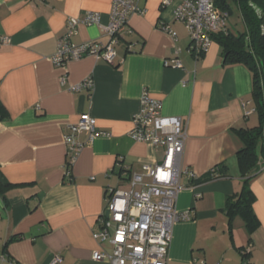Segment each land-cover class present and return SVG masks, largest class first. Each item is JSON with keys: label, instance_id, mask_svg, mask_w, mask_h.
I'll use <instances>...</instances> for the list:
<instances>
[{"label": "crops", "instance_id": "1", "mask_svg": "<svg viewBox=\"0 0 264 264\" xmlns=\"http://www.w3.org/2000/svg\"><path fill=\"white\" fill-rule=\"evenodd\" d=\"M161 1L140 0L143 12L130 17L112 64L84 57L55 67L50 57L66 21L94 12L104 26L111 1L0 0V36L10 40L0 47V103L9 117L0 122V184L7 187L0 192V264H49L54 256L62 264H110L92 260L94 251H111L93 239L107 192L127 189L129 170L140 174L162 157L129 137L143 92L160 101L162 116L185 123L182 165L196 176L181 179L175 208L190 218L174 224L166 264H242L240 250L248 264H264V165L249 183L259 227L248 234L236 218L229 234L222 212L242 188L236 153L243 145L235 131L257 125L254 111L246 115L253 110L251 75L242 65H223L215 42L191 54L188 33L174 19L177 2L162 8ZM101 26L80 25L69 41L106 44ZM173 58L181 69L164 66ZM89 77L91 93L68 91ZM82 115L104 135L77 136L84 146L66 177L63 137ZM219 165L227 177L195 182Z\"/></svg>", "mask_w": 264, "mask_h": 264}, {"label": "built area", "instance_id": "2", "mask_svg": "<svg viewBox=\"0 0 264 264\" xmlns=\"http://www.w3.org/2000/svg\"><path fill=\"white\" fill-rule=\"evenodd\" d=\"M110 11L106 25H100V14L87 12L83 18H70L66 21L67 33L59 41L56 52L50 57L55 67H64L72 61L84 57H94L112 64L116 57L114 46L127 28L130 17L142 14L140 0H110ZM177 2L174 10L175 21L181 23L188 33L190 45L188 51L195 57L206 53L212 43L211 35L222 31L227 23L228 14L219 12L213 0H162L165 8ZM80 25L101 26L108 37L106 44L87 42L75 45L69 38L76 34ZM170 37L176 34L163 26ZM9 38L0 36V47L9 43ZM164 66L181 69L178 59H166ZM61 84H65L64 77ZM93 80L89 77L83 82L72 85L69 92L83 89L93 90ZM253 110L246 112V115ZM133 129L129 137L136 143H145L162 150L161 160L154 165L143 166L142 173L129 170L125 190H108L106 207L98 216V230L93 239L100 244H108L111 251H94L92 260L107 261L110 264H166L172 242L175 223L190 218L188 213H179L175 204L182 189L181 179L195 180L193 172L182 165V155L186 140V126L178 117L161 115L160 101L153 99L147 92L140 98V108L132 117ZM89 133V141L104 135L96 127V121L89 115H82L77 123L69 125L63 141L66 148L65 176L75 163L83 144L77 136ZM109 212L106 217L105 213ZM49 264H62L60 256H54ZM192 264H205L196 260ZM242 264H248L242 261Z\"/></svg>", "mask_w": 264, "mask_h": 264}, {"label": "trees", "instance_id": "3", "mask_svg": "<svg viewBox=\"0 0 264 264\" xmlns=\"http://www.w3.org/2000/svg\"><path fill=\"white\" fill-rule=\"evenodd\" d=\"M213 3L215 9L227 13L228 18L235 8L244 25V31L237 34L226 23L222 31L211 35V40L220 47L223 65H242L251 75V100L257 125L235 131L243 145L236 153L242 188L238 194L226 198L222 210L227 218L229 234L236 218L251 234L259 227V221L253 211L255 198L249 183L252 175L264 165V0H213ZM8 118L6 109L0 103V122ZM227 176V167L219 165L195 182L203 183ZM4 188L7 187L0 184V192ZM240 252L242 261H247L249 255Z\"/></svg>", "mask_w": 264, "mask_h": 264}, {"label": "rangeland", "instance_id": "4", "mask_svg": "<svg viewBox=\"0 0 264 264\" xmlns=\"http://www.w3.org/2000/svg\"><path fill=\"white\" fill-rule=\"evenodd\" d=\"M227 27H229L233 32H235L237 34L244 31V25H243L242 20H241L239 14L235 8H233L232 14L229 16V18L227 20ZM254 119L255 118H252L253 121L251 122L250 126L256 125ZM237 223L239 225L242 224L239 219L237 220Z\"/></svg>", "mask_w": 264, "mask_h": 264}, {"label": "water", "instance_id": "5", "mask_svg": "<svg viewBox=\"0 0 264 264\" xmlns=\"http://www.w3.org/2000/svg\"><path fill=\"white\" fill-rule=\"evenodd\" d=\"M105 215H106V217H108L109 216V212H106Z\"/></svg>", "mask_w": 264, "mask_h": 264}]
</instances>
